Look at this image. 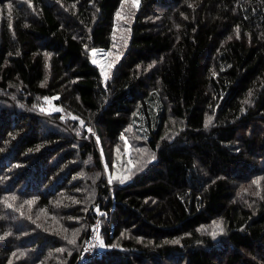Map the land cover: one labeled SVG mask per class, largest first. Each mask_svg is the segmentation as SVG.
<instances>
[{"label":"trees","instance_id":"1","mask_svg":"<svg viewBox=\"0 0 264 264\" xmlns=\"http://www.w3.org/2000/svg\"><path fill=\"white\" fill-rule=\"evenodd\" d=\"M0 264H264V0H0Z\"/></svg>","mask_w":264,"mask_h":264},{"label":"built area","instance_id":"2","mask_svg":"<svg viewBox=\"0 0 264 264\" xmlns=\"http://www.w3.org/2000/svg\"><path fill=\"white\" fill-rule=\"evenodd\" d=\"M96 227H93L91 233L82 246L79 262L84 263L92 257H98L105 252V246L97 240L95 236Z\"/></svg>","mask_w":264,"mask_h":264},{"label":"rangeland","instance_id":"3","mask_svg":"<svg viewBox=\"0 0 264 264\" xmlns=\"http://www.w3.org/2000/svg\"><path fill=\"white\" fill-rule=\"evenodd\" d=\"M91 58L99 64L101 67L102 71L105 70V65H106V60H105V53L104 50L102 49H96L95 51L92 52ZM105 60V61H104Z\"/></svg>","mask_w":264,"mask_h":264}]
</instances>
